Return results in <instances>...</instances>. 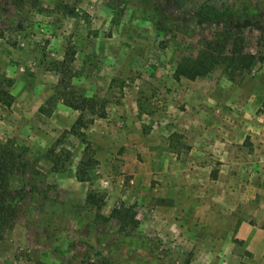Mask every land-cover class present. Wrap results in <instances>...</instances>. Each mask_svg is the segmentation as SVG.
<instances>
[{
	"label": "rangeland",
	"instance_id": "rangeland-1",
	"mask_svg": "<svg viewBox=\"0 0 264 264\" xmlns=\"http://www.w3.org/2000/svg\"><path fill=\"white\" fill-rule=\"evenodd\" d=\"M209 1L229 7L226 20L195 15ZM222 29L264 56V0H0V88L12 96L0 149L28 163L0 264H264V178L250 169L251 118L237 115H258L264 134V63L232 79L173 76ZM73 95L94 111L63 102ZM229 125L240 150L226 166L215 152ZM121 203L133 221L117 219Z\"/></svg>",
	"mask_w": 264,
	"mask_h": 264
},
{
	"label": "trees",
	"instance_id": "trees-1",
	"mask_svg": "<svg viewBox=\"0 0 264 264\" xmlns=\"http://www.w3.org/2000/svg\"><path fill=\"white\" fill-rule=\"evenodd\" d=\"M195 15L203 21H224L229 15V7L222 9L213 3L204 2L195 10ZM164 24L159 25L160 31L165 29ZM161 27V28H160ZM201 47L195 53L184 54L178 61L174 70V78L180 80L182 77L195 80L204 77L217 68H222L229 77L234 78L237 74L243 75L245 72L251 71L259 63H264V56L248 52L245 48V37L239 29H222L217 32L211 39H201ZM73 53H75L73 51ZM67 51V56L72 54ZM70 61V60H69ZM66 58L63 59L61 65H65ZM63 102L77 110H86L87 108L94 111L95 103L98 101L92 98H65ZM0 104L11 106L12 96L7 90L0 88ZM105 105H102L104 107ZM105 113L99 114L104 117ZM82 121V117L77 119ZM75 126H73L74 128ZM28 163L24 162L19 154L9 147L0 149V229L11 227L18 217L17 198L11 195L12 186L17 176L24 175L27 171ZM83 180V177L79 176ZM21 194L25 192V188L21 189ZM20 194V195H21ZM88 196V200L94 201ZM114 212L117 219L122 223H127L128 219H135V212L132 206L124 204L117 205Z\"/></svg>",
	"mask_w": 264,
	"mask_h": 264
},
{
	"label": "crops",
	"instance_id": "crops-1",
	"mask_svg": "<svg viewBox=\"0 0 264 264\" xmlns=\"http://www.w3.org/2000/svg\"><path fill=\"white\" fill-rule=\"evenodd\" d=\"M156 85L161 86V84H159V83H156ZM247 93L251 96L253 95L252 90H249ZM164 107L166 108V106L162 107V105L157 104L155 109L158 112V115L162 111H164L163 115L166 116L167 113L164 110ZM237 115L242 120L244 118H247V117L251 118V120L246 124L247 125L246 126L247 133L250 134V136H251L250 139L253 143L251 145V148H253V150L252 149L250 150V148H249V152H250L249 156H250V159L252 160L250 163V169L252 171L253 169L259 168V166H260L261 171L259 173H257V171H255V172L253 171V175H258L260 178H264V168H263V166H264V144L262 143V142H264V134L261 133V126H259V121H260L259 116L255 115V113H248V112L244 113V114L238 113ZM242 115H244V116H242ZM236 125H238V122L236 123ZM236 125L234 128H236ZM232 127H233L232 125H229V127L226 128V135L228 137V140H225L223 142L224 145L222 146V150H220L221 152H219V150H218V152H215L216 153L215 156L217 158H219L220 160H222L225 163L223 165H226V166L232 165L231 164V161H233L232 159H235L236 161H238V158H237L238 153L237 152H238V150H240V149H237L233 143L232 136L235 133V131H231L232 129H229ZM157 143H159V142H157ZM210 146H211V144H210ZM157 147L153 146V149L151 150L152 156H154V157L158 156L159 148H157ZM240 147H242V151H244V149H248L247 146H240ZM260 151L263 152V154ZM258 152H259V155L256 156L255 154H257ZM207 153L209 154V152H207ZM209 157H210V154H209ZM259 157H260V161H262V162H259V163L254 162V160H258Z\"/></svg>",
	"mask_w": 264,
	"mask_h": 264
}]
</instances>
